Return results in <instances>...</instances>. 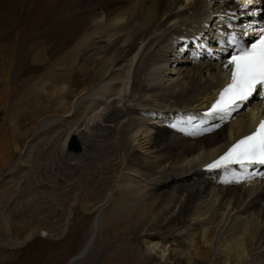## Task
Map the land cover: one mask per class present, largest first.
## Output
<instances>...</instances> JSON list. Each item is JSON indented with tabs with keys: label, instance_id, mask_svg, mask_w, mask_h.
<instances>
[{
	"label": "bare ground",
	"instance_id": "bare-ground-1",
	"mask_svg": "<svg viewBox=\"0 0 264 264\" xmlns=\"http://www.w3.org/2000/svg\"><path fill=\"white\" fill-rule=\"evenodd\" d=\"M22 4L23 26L29 33L33 25L44 30L35 33L38 39L30 34L21 39L22 31L13 39L11 44L21 46L19 65L31 42L51 39L58 42L61 77L68 80L77 71L80 79L65 81L59 90H66L64 97L53 104L59 113L39 126L21 158L42 135L59 134L45 165L57 175L69 164L77 184L97 174L108 183L95 203L85 244L66 264L87 258L99 235L108 241L109 264H264V172L226 182L200 170L250 129L262 104L260 92L229 123L198 115L224 83V65L233 54L227 39L240 25L256 23V15L241 16L244 10L234 0H8L10 23L18 22ZM205 21L208 25L198 30ZM194 32L206 41L178 55L179 38ZM10 63L4 64L7 73ZM180 120L188 122L183 134L175 127ZM65 126L70 132H59ZM16 166L2 178L0 201ZM85 191L83 185L72 202L83 199ZM88 204L82 207L89 210ZM69 212L74 213L72 206ZM47 231L36 228L11 246L40 234L50 237ZM111 252L116 255L109 259Z\"/></svg>",
	"mask_w": 264,
	"mask_h": 264
},
{
	"label": "rangeland",
	"instance_id": "rangeland-1",
	"mask_svg": "<svg viewBox=\"0 0 264 264\" xmlns=\"http://www.w3.org/2000/svg\"><path fill=\"white\" fill-rule=\"evenodd\" d=\"M7 2L8 0H0V184L7 170L14 164L17 166L13 169V177L8 178L7 184L2 188L0 264H66L72 256L78 254L86 242L88 229L95 215V203L103 198L102 194L107 188L105 184L107 181L100 174L93 177L85 175L82 182L77 184L74 171L69 168V164H66L55 175V168L52 169V166L45 165V156L49 151L48 147L53 143L58 146L59 134L42 135L32 144V153L21 158L27 146L34 139L39 126L46 125V118L59 113L56 109L57 104H53L58 100V96L62 97L65 94L66 90L62 92L59 90L66 83L67 78L60 75L63 72L60 64L62 59L58 55L60 51L58 42L55 40L50 39L47 43L31 42L29 48L20 56L19 65V55L16 53L18 54L21 46L17 47L19 43L11 44L13 39L19 38L21 31V39L27 38L29 34V38L38 39L35 33L42 32L44 29L35 28L33 30L35 26L33 25L30 29L32 33H29L28 28L23 26L21 22L26 18L24 13L26 7L23 4L20 6L18 22L10 23ZM15 26L18 28L16 29ZM45 46L48 48L46 51ZM68 47L71 48L70 44ZM10 60L13 66L7 73L5 65L11 64ZM17 68H19L18 73ZM79 75L77 71L74 75L69 74L70 79L67 82L69 81L70 85L73 84L80 79ZM46 77H50L51 81H46ZM33 82L37 83L32 84ZM31 86L36 88L37 92L33 91L34 88L32 89ZM42 90H46V93ZM39 92L44 97L43 95L39 97ZM50 97L53 98L52 102ZM187 123V121L180 120L175 123V127L183 134L188 131ZM65 129L66 126L59 132L63 130L64 133L70 132ZM20 158L21 161H19ZM72 161L75 163L74 160ZM83 185L86 189L84 198L79 199L77 203L72 202L75 195L81 193ZM82 202L89 203V210L82 207ZM70 206L73 207L72 215L69 212ZM67 216L72 218L69 227L63 231ZM36 228L48 230L52 238L40 234L21 247L11 246L28 237ZM117 231L121 234V230ZM98 237L94 251L87 256L88 259L84 258L79 264H106L108 255L105 246L108 241L105 238L102 239L100 235ZM109 246H113V243L111 242ZM112 255H114L113 252L109 255V259Z\"/></svg>",
	"mask_w": 264,
	"mask_h": 264
},
{
	"label": "snow or ice",
	"instance_id": "snow-or-ice-1",
	"mask_svg": "<svg viewBox=\"0 0 264 264\" xmlns=\"http://www.w3.org/2000/svg\"><path fill=\"white\" fill-rule=\"evenodd\" d=\"M253 3L254 0H244L243 6L248 7ZM261 31L264 32V29ZM230 42L239 43L234 35L230 37ZM229 64L234 65L231 72V83L223 89L220 98L212 105L208 113L212 115L224 113L220 116L222 120L236 110L239 106L237 101L246 100L258 85L264 87V36L252 44L250 49L241 48V54L233 56ZM232 164H238L241 167L264 164V120L260 121L254 132L237 140L223 156L208 167Z\"/></svg>",
	"mask_w": 264,
	"mask_h": 264
},
{
	"label": "water",
	"instance_id": "water-1",
	"mask_svg": "<svg viewBox=\"0 0 264 264\" xmlns=\"http://www.w3.org/2000/svg\"><path fill=\"white\" fill-rule=\"evenodd\" d=\"M76 143H77V141H76V139L74 138V137H72L70 140H69V146L71 147V148H76Z\"/></svg>",
	"mask_w": 264,
	"mask_h": 264
}]
</instances>
